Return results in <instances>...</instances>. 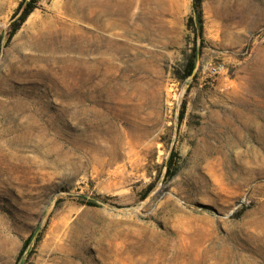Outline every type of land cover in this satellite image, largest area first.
Segmentation results:
<instances>
[{
	"label": "rangeland",
	"instance_id": "obj_1",
	"mask_svg": "<svg viewBox=\"0 0 264 264\" xmlns=\"http://www.w3.org/2000/svg\"><path fill=\"white\" fill-rule=\"evenodd\" d=\"M194 2L0 0V264H264V0Z\"/></svg>",
	"mask_w": 264,
	"mask_h": 264
},
{
	"label": "trees",
	"instance_id": "obj_2",
	"mask_svg": "<svg viewBox=\"0 0 264 264\" xmlns=\"http://www.w3.org/2000/svg\"><path fill=\"white\" fill-rule=\"evenodd\" d=\"M194 7H195V9L197 11V15H198L199 29H200V31H202L201 0H195ZM31 10H32L31 6L26 8L24 10L22 16L20 17V19L19 20H15L12 23V29H11V32H10V36L13 35L18 30V28L21 26L22 22L26 19L27 15L30 13ZM194 68H195V62H194V60H192L190 65H189V67H188L187 74H191ZM88 203L94 204L95 202L90 201Z\"/></svg>",
	"mask_w": 264,
	"mask_h": 264
},
{
	"label": "bare ground",
	"instance_id": "obj_3",
	"mask_svg": "<svg viewBox=\"0 0 264 264\" xmlns=\"http://www.w3.org/2000/svg\"><path fill=\"white\" fill-rule=\"evenodd\" d=\"M91 1V0H90ZM114 1H119V0H114ZM108 2L109 1H106L105 2V5H104V11H106V12H110V11H114L115 9H112L109 5H107L108 4ZM90 3V2H89ZM104 3V2H103ZM110 3V2H109ZM113 3H115V2H113ZM97 4V3H96ZM93 5V4H92ZM115 6V5H114ZM118 7V6H117ZM128 7H130V4L127 6V8ZM103 9V8H102ZM93 12H94V9L93 8H91L90 9V12H89V14H88V20H90L91 21V23L92 24H94V25H96L97 24V18H95L94 16H92V14H93ZM102 16V15H101ZM124 18H125V16H124ZM62 20V19H61ZM37 23V22H36ZM115 24H117V21L116 20H114V19H112V20H110V21H108V23L106 24V26H113V25H115ZM34 29V28H33ZM31 35V34H30ZM88 37V36H87ZM31 40V39H30ZM33 41V40H32ZM92 41V40H91ZM37 42V41H36ZM32 45V44H31ZM37 45H38V43H37ZM73 45V44H72ZM72 66H73V72L72 73H76V72H82V71H84V70H87L88 69V66L85 64V65H82V64H80L78 61H75L73 64H72ZM258 85V84H257ZM258 87V86H257ZM258 105V104H257ZM251 116V115H250ZM252 117V116H251ZM252 119V118H251ZM254 119V118H253Z\"/></svg>",
	"mask_w": 264,
	"mask_h": 264
},
{
	"label": "built area",
	"instance_id": "obj_4",
	"mask_svg": "<svg viewBox=\"0 0 264 264\" xmlns=\"http://www.w3.org/2000/svg\"><path fill=\"white\" fill-rule=\"evenodd\" d=\"M223 65L222 64H215L211 66V72L216 74L219 73L221 70H223Z\"/></svg>",
	"mask_w": 264,
	"mask_h": 264
}]
</instances>
